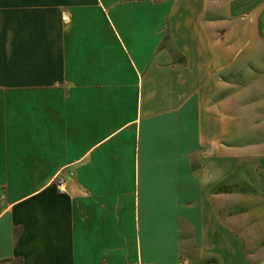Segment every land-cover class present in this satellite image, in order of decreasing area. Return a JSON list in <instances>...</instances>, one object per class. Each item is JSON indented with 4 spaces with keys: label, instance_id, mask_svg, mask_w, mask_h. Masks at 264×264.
Here are the masks:
<instances>
[{
    "label": "crops",
    "instance_id": "crops-1",
    "mask_svg": "<svg viewBox=\"0 0 264 264\" xmlns=\"http://www.w3.org/2000/svg\"><path fill=\"white\" fill-rule=\"evenodd\" d=\"M257 1L0 0V264H264Z\"/></svg>",
    "mask_w": 264,
    "mask_h": 264
},
{
    "label": "rangeland",
    "instance_id": "rangeland-1",
    "mask_svg": "<svg viewBox=\"0 0 264 264\" xmlns=\"http://www.w3.org/2000/svg\"><path fill=\"white\" fill-rule=\"evenodd\" d=\"M224 1L225 0H221V3H223ZM235 1L238 2L239 0ZM251 3L253 6H255L254 8H258L259 6H261L262 2L259 3V1L257 0H251ZM256 25H258V22L251 27V36L254 42L249 44L248 47L244 48L246 50V53L236 62V67L234 70L235 73L233 76L237 87H257V89L251 93V95H257L260 91L258 89H260V86H263L261 85V80H263L264 82V34H262L264 33V30L260 29L262 33L261 36L258 35L259 28L254 27ZM226 32V27L221 28V39L225 38ZM223 77H225V79L227 78L226 75H223ZM243 103L244 102H242L241 104ZM182 261L184 263V260Z\"/></svg>",
    "mask_w": 264,
    "mask_h": 264
},
{
    "label": "built area",
    "instance_id": "built-area-1",
    "mask_svg": "<svg viewBox=\"0 0 264 264\" xmlns=\"http://www.w3.org/2000/svg\"><path fill=\"white\" fill-rule=\"evenodd\" d=\"M71 175H74L73 173H71ZM53 183L57 186L58 190L60 192H65L66 191V186H67V180L66 178L58 173L54 179H53Z\"/></svg>",
    "mask_w": 264,
    "mask_h": 264
}]
</instances>
